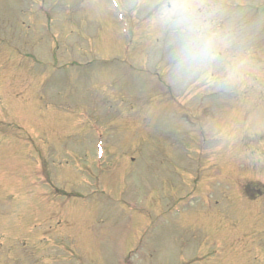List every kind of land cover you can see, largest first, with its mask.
I'll list each match as a JSON object with an SVG mask.
<instances>
[{
  "label": "rangeland",
  "instance_id": "1",
  "mask_svg": "<svg viewBox=\"0 0 264 264\" xmlns=\"http://www.w3.org/2000/svg\"><path fill=\"white\" fill-rule=\"evenodd\" d=\"M38 1L0 0V264H264V0Z\"/></svg>",
  "mask_w": 264,
  "mask_h": 264
},
{
  "label": "clouds",
  "instance_id": "2",
  "mask_svg": "<svg viewBox=\"0 0 264 264\" xmlns=\"http://www.w3.org/2000/svg\"><path fill=\"white\" fill-rule=\"evenodd\" d=\"M180 23L183 24V21H181ZM187 27L189 28V30H192L191 25H188ZM185 47H186V51L193 59L199 56H206L211 51V46L208 43L203 44V46H197L194 42H189V44L186 45Z\"/></svg>",
  "mask_w": 264,
  "mask_h": 264
}]
</instances>
